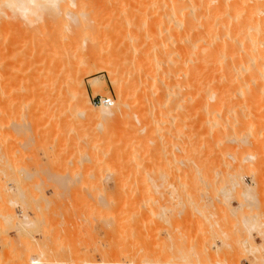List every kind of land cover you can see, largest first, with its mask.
Instances as JSON below:
<instances>
[{"label":"rangeland","instance_id":"obj_1","mask_svg":"<svg viewBox=\"0 0 264 264\" xmlns=\"http://www.w3.org/2000/svg\"><path fill=\"white\" fill-rule=\"evenodd\" d=\"M78 1H81L83 6L89 4V0ZM94 2L99 3V0ZM61 3L59 2V5H64L67 13L64 12L61 15L62 18L60 16L63 22L66 17L70 19L68 14L75 11L76 5L71 0H61ZM101 5L102 3L98 6ZM85 7L81 8L82 11L84 9L87 11V6ZM122 7L125 8L124 5ZM118 8L120 12L117 8L116 10L121 13L122 8ZM99 9L96 11L101 13L104 11ZM93 10L94 17L99 18ZM47 12L50 11L41 10V13ZM106 12L108 11L105 10L100 15L101 19L104 18V14L105 17L107 16ZM20 13H8L11 14L9 16L15 17L18 14L19 19L14 17L16 19V23L14 21L15 24L12 25L14 28H16L17 20L23 21ZM37 15L36 12V16H31L35 20L33 23L36 22V26L40 25V29L37 30L36 26L30 24L34 27V29L31 28L34 33L25 31L24 36L22 29L21 33L16 32L17 36L14 35L16 30L12 29L13 27L10 30L8 26H5L3 30L0 29V44H3V48L0 47L2 51H0V264H34V260L38 261L35 264H264V107L256 106L247 109L248 124L243 130L247 135V141L243 145L239 143V138L233 135L234 140L231 138L225 141V144L215 145L214 143L213 146L220 150L227 144V146L242 149V152L234 157L229 154L224 156L221 153L219 156L220 151L216 149L215 152L213 148L218 155L211 152L212 158L209 156L210 159H203L204 165L208 162L207 169L204 165V169L200 166L201 171L199 167L194 168L195 161L192 160L200 156H194L191 153L196 154L209 147L210 140H206L211 138L212 133L207 131L206 139L202 135L206 130L203 131L204 133L201 131V137L203 136L202 138L206 140L199 137L197 139L196 131L198 132L201 128L192 131L193 128L190 126L191 134L195 133V141H200L195 144L197 148L195 147L192 141L194 136L188 139L191 134L189 133L190 122L188 125L187 121H191L193 116H190L187 107H185L187 110L183 107L178 111L173 110L175 118L170 115L171 112L163 116L157 113L162 117L158 116L161 119L158 124L154 122L156 126H161L157 128L153 125V127L158 129L159 133L150 126L154 122L148 125L150 131L143 132L155 130V133L161 134L165 131L167 133L174 131L173 134L169 132L171 140L167 139L169 145L173 146L172 150H175L177 145L180 148V144L184 141L188 143V147L193 144L190 153L185 152L188 151L186 146L183 147L185 151L181 148L184 152L176 149V152L171 154V149L168 150L165 140L164 145L168 154L161 153L160 157L157 156L159 159L157 157L154 159L157 152L155 150L158 149L153 150L155 144L150 143L147 146L148 143H146L139 147V144H134L132 146L136 145L138 148L136 149L138 151L140 149V152L138 154L136 149H133L137 152L135 153L137 160H134L136 158L134 155L135 158L131 155L133 158L130 157L129 160V153L133 151L130 150L131 145V147L128 146L129 150H126L128 141L125 139L134 127L130 125H133L132 123L136 125L138 121H134V118L127 115V118L123 116L121 120L120 118L116 121L110 120V124L115 122V126L113 123L111 126L106 119L103 118L106 120L103 121L99 111L94 112L95 118L94 113L90 117L79 110L76 97L73 95L75 90L72 89L76 81H83L86 89L83 91L87 95L90 106L98 110L100 106L96 105L100 103L95 104L94 99L98 100L100 96L112 97L113 105L117 99V93L126 88V75H121L123 73L118 64H112L107 59L98 60V62L94 58L84 62L77 61V63L74 59L68 61L74 57L72 54L75 48H72L68 42L71 41L69 38L73 37L75 28L73 27V30L70 24L66 25L65 22L61 25L62 29L59 28L60 25L55 27L56 23L46 18L50 14L48 16L41 14L42 17L38 15L41 21L37 20ZM9 16L8 20L11 18ZM24 20H26L25 17ZM66 21L72 23L69 20ZM68 26L71 29H68ZM6 28L12 31V34ZM50 32H56L57 39L61 37L62 41L55 40L56 33ZM67 32L68 36L71 35L69 38L66 35ZM74 35L76 36V33ZM113 35H110L112 39L105 38L107 51L114 44L119 46L121 43L122 38L115 34L118 37L116 39ZM3 39L6 41H1ZM106 39L111 40L107 42ZM55 57L61 59L60 62L64 61L66 65H62V62L57 64L59 60ZM49 63H56L59 66L54 64L48 68ZM49 69L51 72L56 71V75H51L54 72L51 73ZM126 71L127 74L132 69L129 68V72ZM42 73L46 80L43 75H40ZM51 78L55 79V84ZM262 84L257 97L261 99L264 97L262 95L264 81ZM122 87L124 89H121ZM48 90L53 91L52 93L58 91L57 97H54L50 91L51 96ZM58 97L59 101L62 99L61 101L65 103L63 106L56 104L55 99ZM130 97H133L131 100L134 99V96L130 95L129 99ZM181 111L184 116L187 112L189 115L186 116L190 118L180 116ZM97 112L103 122L96 118ZM177 114L180 121L181 118L186 120V122L181 121V126L184 128L185 124L187 125L186 127L189 128L187 135L186 127L183 132V128L179 126L182 130L180 133V130H177L178 133L174 130L176 127L173 123L176 122L174 119L178 117ZM192 114L194 115L193 112ZM121 123L125 130H122L124 128ZM104 124L110 129L104 128ZM169 124L170 128H167ZM118 127L119 130H117ZM154 132L150 133L152 136L149 137L158 135ZM164 136L167 137L168 134ZM185 136H188V140ZM212 139L214 141V137ZM122 146H125V149ZM122 148L129 152H125L127 155L123 154L124 157L127 156L125 166L130 168L123 170L126 173L125 177L122 176L124 172L121 169L113 166L117 162L110 163L114 160L120 161L121 154L124 152ZM108 149L112 154L110 151L108 154ZM166 149L164 151H167ZM197 149L201 150L197 151ZM103 150L108 154L105 155L106 158L111 157L113 153L116 158L114 159V155L109 158L110 161L105 158V163L102 159ZM118 156L120 158L117 160ZM123 159L125 158L122 157L121 160ZM124 163L121 161L117 164L124 165ZM188 163H192L191 166H194V169ZM180 166L183 168L181 169ZM179 168L180 172L184 170L181 175L179 172L176 174L175 171ZM116 172L119 175L122 173L121 176ZM116 175L122 179L117 181ZM232 178L240 183L236 185ZM144 185L148 186V189L144 188ZM26 213L29 217L23 220V214Z\"/></svg>","mask_w":264,"mask_h":264},{"label":"bare ground","instance_id":"obj_2","mask_svg":"<svg viewBox=\"0 0 264 264\" xmlns=\"http://www.w3.org/2000/svg\"><path fill=\"white\" fill-rule=\"evenodd\" d=\"M77 1L71 0V2H73L76 5V9L75 11L72 12V14L71 13L68 14V17H70V19H67L66 17V20L71 21L73 24L67 22L66 20L63 21L65 22L66 25L70 24L72 29L74 27L75 30L74 29L73 30L76 33V36L74 35L75 33L73 34V37H75V39H72L73 37L70 39L69 36L71 35L68 36L69 31L67 30L68 32L66 35L69 38V40H71V41L68 40L69 41L68 43H70L72 48L73 47L75 48L73 49L74 53L72 54V56L74 55V57H72V59L70 58L71 60L68 59V61H73L74 59V61H76L77 63V61L84 62L87 59L94 58L98 62V60L102 61V59H107V61H111L112 64H115V65L118 64L119 68L122 70V72L121 70L119 72L123 73L121 75H124V76L126 75L125 78H127L126 85H125L126 88L124 89L123 87L125 86L123 85L121 89H124V90H121L117 93L118 96L114 104L112 105L111 103L112 106H109V104L102 102L99 105H96V106H100L97 108L98 110L90 106L87 95H85L84 94L85 91H83L85 89L84 82L81 80H78L74 84L72 83L73 84L72 89L73 91L75 90L74 91L75 93L73 92L74 93L73 95L76 97V102L78 104L79 110L82 113H85L86 115L91 117L95 111H99V113L101 114L100 116H102V119L103 118L106 119L109 122L108 124L111 126H113L115 123V122H112L113 123L112 125V123L110 124L111 121L113 120L116 121V119H119V118L121 120V118H124L123 116L126 117L128 115L129 117L134 118L135 119L134 121L136 122L138 121V122L137 123L135 122L136 125L134 123H132L133 125H130V126H134L130 130V132L127 129V132H129V135L128 137L125 135L127 138L125 140L128 141V143L126 141L128 145L125 144V146L127 145L126 150H129L128 146L131 147L134 144L136 145L139 144L138 145L139 147L140 145H143L146 143H148L146 144L147 146L150 143H153L155 144L154 146L156 147L155 148L151 146L154 148L153 150L157 148L159 149V151L158 149L155 150L157 151L156 155L154 156V159H155V157L157 156L160 157L161 153L168 154V150L170 149H171L170 150L171 152L170 151L169 152L171 154H173L172 152L174 151L176 152V149H179L177 151H180V152L183 151L184 150L183 147H186V146H187L188 151L184 150L185 152L190 153L192 151L191 149H192L193 144L189 146L190 147L189 148L188 143H184V141L182 142L183 145L182 143L180 144V148L178 147L179 145H177V148L175 147L176 149L174 148L175 150H172L173 146L169 145L168 140H171V137L169 136H171L170 134H173L174 131L173 132L169 131V132H172L170 134L169 132L167 133L165 131L168 134V136L166 137L164 136V134L167 135L165 132L164 133L161 132V134H158L159 133V131H157L158 129L156 130L153 127V125L157 128L161 126L160 124H159L160 125L159 127L156 126L155 122L158 124L159 123L158 121L161 120L159 119V117L161 118L163 114L168 115V113L171 112V114L170 113L169 114L172 117H174L175 113H173V110L178 111L179 109H181V107L183 108L187 107L188 110L190 111V116L192 115L194 118L192 117V120H191L192 122L187 121L188 125H189L188 122H190V125H189L190 130L188 127H186L187 125L184 123L186 130H187L186 135H187L188 130H189V133L191 134L192 131H194L196 128L197 130L198 128H201L198 130V132L195 130L196 133H198L196 135L197 139L198 137L199 138L203 137V136L201 137V133L204 130H206V132L204 131L205 134H202L204 135V138H206L207 131L209 133H212L210 134L211 136L210 139L206 140L207 138L206 139L202 138L206 141L210 140L209 147L205 145V147L207 148L203 149L202 151L203 153L202 152H199L200 154L199 153L194 154L193 152L191 153L194 156H200V158L196 157L197 161L199 162L196 161L195 157H194V160H192V161H195L194 162L195 167L191 166L193 162L191 164L188 163L191 168L199 167L198 169L201 171L200 168L204 165L203 159H206V160L210 159L209 156L210 154H212L211 152H213L214 154L216 152V149L218 150V152L220 151L218 153L219 156L221 153L224 156L225 154H229L234 157L242 152V149L227 146V144L226 146L220 148V150L217 147L215 149V147L213 146H214V143L215 145L220 144V143L225 144L226 143L225 141H229L231 138L232 140H234L235 137L239 138L238 140L239 143L243 145L247 141V135L243 131L245 128H247V124H248L247 109L248 108L251 109L256 106L264 107V97L262 99L261 97L257 98L259 91L261 90L263 86L262 82L264 81V0H136V1L134 0L133 1L132 0H103L102 1L101 0L102 2H100L99 0V3L97 2L98 4L95 2L93 3V1H97V0H89L88 5L84 4L85 6H87V11H84L86 7L83 6V4L81 5V1H78L79 3H77ZM59 2L60 4H62L61 0H0V14H1L0 20H2V17L5 14V16L3 17V20L0 21V29L3 30L5 26L6 27L8 26L7 28L10 30L13 27L12 25L14 21L16 23L15 18L18 17V14H17V17L9 16L11 14H8V13H13V12L14 13L22 12L20 13V15L21 17H23V21H25L23 22L22 20L21 21L17 20V25L15 26L17 29L14 27L12 28L16 30L15 33L16 32L19 33L20 30L25 29L24 31L23 30L21 31L22 34H24L25 36V33L23 32L26 31V33H28V31L33 30L34 27L36 26L35 25L36 22L33 23L35 20L32 19L31 16L33 15L36 16V12L41 17L42 15L44 16V14H46L47 16L48 14H50L49 16L51 17L48 16L49 18L48 17L46 18L48 20L50 19L51 21H53L54 24L58 23L57 25L55 24L54 26L58 27V25H60L59 28H61L62 27L61 25L64 24L61 19L63 16L61 15H63L66 9H64L65 8L63 7L64 5H59ZM101 3L102 5L99 7L98 5H100ZM90 5L93 6L92 8L95 11L98 10L99 8H102L99 10H104V8L106 7L105 10L108 11L106 12L108 17L107 16L105 17V14H104V16L102 15L104 18L103 17H102L103 19L100 18V15L103 14L105 10L102 13L96 11L95 14L99 15V18L97 16L94 17L95 15H93L94 14L92 13L93 9L91 8ZM95 5L97 6L95 7ZM123 5L125 6V8L122 7ZM88 6H90L89 8H91L89 10L90 14L92 13L91 16L88 12V9H89ZM83 7H85V9L82 11L81 8ZM118 7L122 8L121 13H119L120 10ZM116 8L119 10V12L116 10ZM36 10H39L40 12ZM41 10H46L50 12H47L48 14L41 13ZM111 10L112 11L114 10V11L112 12ZM87 12H88V15H86L85 17V14H87ZM8 16L11 17L10 20L7 19ZM39 16L37 20L41 21L39 20V18L41 19V17ZM24 17L26 20H24ZM5 18H6V21H5ZM12 18H14V20ZM31 23L34 27H31L32 25L30 26ZM40 24H44V23H40ZM49 24L47 25V27L49 26ZM24 26H27V27H24ZM39 26L40 25L36 26L37 30ZM51 26L54 27L53 24H51ZM63 27L66 28V26H63ZM71 27L69 28L68 26V29H71ZM7 28L6 30H8ZM50 29L51 27L49 28V30ZM9 32H11L10 34H12V31H9ZM56 32H53V33L50 32V33L54 34ZM32 33H29V34L32 35ZM69 34H71V32ZM112 34L114 35L117 34L119 38H122L123 41L122 39H120L121 40L120 45L122 43L123 44L122 46L120 45L116 46L114 44V46H112L114 48L111 47V49H108L107 51L105 50L106 49L105 48V38L107 37L108 39L111 38L110 35ZM14 35L18 36L17 33ZM20 36H23V35H20ZM56 36H55L56 38L55 40H59L60 42L61 37L60 39H57L58 38L57 33H56ZM59 36H61V34ZM37 37L39 36L37 35ZM118 37H116V39ZM6 39L5 40L3 39L1 41H6ZM10 39L11 38H9V40ZM53 44H54V41H53ZM55 44H57V42H55ZM2 45L0 44V47ZM38 45L40 46V44ZM1 48H3V46ZM40 52H43V51H40ZM10 54L12 55V53ZM51 54L52 53H50V55ZM7 58L10 59L9 57ZM55 58L56 60H59V58L57 57ZM35 59L37 60V58ZM60 60L57 61V64H60L62 62V65L63 64L66 65L64 61L60 62ZM30 61H32V59ZM51 61L55 62V60H51ZM54 64L56 66H59L56 63ZM54 64L49 63L48 68L51 67L50 65L53 66ZM129 68L132 69L131 72L128 71ZM124 69L125 71L127 69L129 73L126 74ZM117 70H119L118 67H117ZM47 71L48 70H46V72ZM49 71L51 72L50 69ZM55 72L56 71H52L51 73L53 74L51 75L55 76L56 75ZM43 73L40 75H43ZM48 73L49 72H47V74ZM128 74L129 76L127 77ZM51 75L49 74L50 77ZM43 77L44 79L46 78L44 75ZM51 80H54L52 82H54L55 84V79L51 78ZM42 81L44 82V80ZM48 84H45V85H48ZM48 87L49 86H47V88ZM55 87L57 88V86ZM44 89L46 93V88ZM54 89L53 91L57 90V89L55 90ZM50 91L48 93H50ZM53 91H51V93ZM58 91H59V96H60V90L58 89ZM58 91H56L57 93L55 92L56 95L55 93H52L54 97H57ZM51 93L50 95L52 96ZM130 95L134 96L133 100H131V98L133 97H130L129 99ZM57 99H55L56 104H59V105L62 104L61 106L65 104L62 102L63 101L62 99H61L62 101L61 100L59 101V97ZM52 100H54V98ZM54 106L56 105L54 104ZM164 108L166 109V111ZM187 108H185V110H187ZM183 112L181 114L179 113L178 114L181 116ZM192 112L194 113L195 116L192 114ZM99 113L97 112L98 115L96 114V116H98L96 117L97 119L100 117ZM157 113L161 114L162 116L158 115ZM178 114L176 115L178 116L177 117L178 119L177 118L174 119L175 117L173 118L176 121L173 124L178 129H176L172 125V127L175 128L174 130L176 131L180 130L179 126L182 125V122H186L184 118H181V121L182 120H185V121L181 122ZM94 115L95 113L93 114V117ZM186 115H189V114L186 112ZM185 116L182 115V117H185ZM186 118L188 119L190 117L186 116ZM104 119L103 121H106ZM167 121L170 123L169 120ZM152 122L154 123L150 124V126H152L153 129H155L158 133L157 132L155 133L154 132L155 130L153 132L155 133V135L156 134L159 135V136L156 135L157 137L153 136V138L149 137V136H152L151 134L153 132H148V133L143 132L144 130L146 132L147 130L150 131L148 125L149 123H152ZM118 123L117 125H119ZM105 124L108 126L106 122ZM105 124H104L105 126L104 128L107 127ZM123 124H126V122H123ZM122 126L124 128V125ZM130 126L128 125V128H130ZM166 126H167V123H166ZM190 126L193 128L192 131H191ZM119 127L117 130L120 129ZM152 127L150 128L152 129ZM108 128L110 129V127H107V129ZM167 128H170V124ZM182 128L183 127L181 126V129ZM184 128L182 129L183 132L185 130ZM122 130H125V128ZM182 130H180L179 133ZM194 135L195 133L191 134L189 138L188 136H185V138L186 140L192 139V136ZM212 136L214 137V141L212 139L213 138ZM228 136L229 137L231 136V137L227 138ZM194 137L192 140L194 142V145L197 143H200V141L198 142V140L195 141L196 137L195 139ZM185 138L183 140H185ZM257 139L259 140V138ZM165 140L167 143L165 142ZM122 142H125V141H122ZM165 143L168 145L167 147L168 150L166 149V146L164 145ZM206 144L208 145V143ZM121 145L123 144L121 143ZM136 145L132 146L131 147L132 149L130 148V150L132 151L133 149L135 150L137 148ZM125 146H122V147H124L125 149ZM195 147L197 148L196 145ZM124 149H123L124 152L122 151L123 152L122 154H121V150L119 152L121 154V158L120 156L117 157V160L120 158L119 159L120 161L114 160V162L113 161L110 162L113 164L116 162L121 163V161L122 163L125 162L124 165H120L116 163L117 166L120 165L119 168L115 164L114 165L112 164L114 167H116L117 169H121L122 171L125 169H130L128 168L129 166H125L127 162V159H126L127 156L124 157V155H127L125 154V152L127 153L129 152ZM137 149L136 151L139 154L140 149L139 151ZM164 149H166L167 151H164ZM200 150L197 149V151H200ZM107 151H108V154H110L109 151L111 152V150L108 149ZM136 151L135 152L133 151L134 154L130 151L129 153L130 156L128 154L129 160L131 159L130 157H132L133 155L135 156V153H137ZM141 151L143 152V150ZM230 151H231V154H230ZM104 153L106 152L104 151ZM104 153L102 152V155H103L102 159H104L106 163V160H109V158H112L114 153L113 155H111V157H108V158H106L107 156H105L108 154L107 153L104 154ZM122 157L125 158L126 160L125 159L121 160ZM143 157L144 156H142V158ZM210 157L212 158V156ZM213 157H215V155ZM115 158L116 156L114 157V159ZM134 160L136 161L137 157ZM138 160L140 159L138 158ZM206 163L208 164V162H205V165H204L205 167L207 166ZM204 166L202 169H204ZM180 168L178 171L175 169V171L177 172V173L175 172L176 174H178V172L180 173L179 175L183 174L182 172L184 170L180 172L183 167L181 169ZM207 168L208 167H206V169ZM123 172H124L123 173L124 175L122 176L125 177L126 173L125 171ZM190 173H191V170H190ZM121 174L122 173L118 175L121 176ZM117 178H118L117 181L122 179L121 177L120 179L119 177ZM232 181L236 183V185L240 183L236 179L233 180V178H232ZM209 182H207V185ZM211 184H212V181H211ZM203 186L206 189V186L205 185ZM144 188L148 189V186L144 185ZM23 217L24 219L23 218L22 219L26 220L28 219L29 216L26 213V214H23ZM33 262L35 264L38 261L34 260Z\"/></svg>","mask_w":264,"mask_h":264},{"label":"built area","instance_id":"obj_3","mask_svg":"<svg viewBox=\"0 0 264 264\" xmlns=\"http://www.w3.org/2000/svg\"><path fill=\"white\" fill-rule=\"evenodd\" d=\"M102 102L110 105L113 102V100H112V97H108V96H100L98 98V100L94 99V103L95 104H99V103H102Z\"/></svg>","mask_w":264,"mask_h":264}]
</instances>
